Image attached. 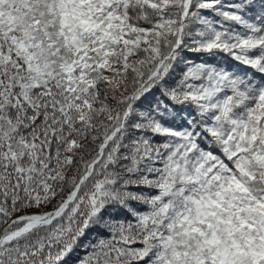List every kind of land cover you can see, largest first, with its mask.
I'll return each mask as SVG.
<instances>
[{
    "label": "snow or ice",
    "instance_id": "snow-or-ice-1",
    "mask_svg": "<svg viewBox=\"0 0 264 264\" xmlns=\"http://www.w3.org/2000/svg\"><path fill=\"white\" fill-rule=\"evenodd\" d=\"M0 264H264V0H0Z\"/></svg>",
    "mask_w": 264,
    "mask_h": 264
}]
</instances>
